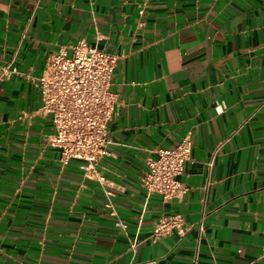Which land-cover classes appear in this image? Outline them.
Masks as SVG:
<instances>
[{"label":"crops","instance_id":"crops-1","mask_svg":"<svg viewBox=\"0 0 264 264\" xmlns=\"http://www.w3.org/2000/svg\"><path fill=\"white\" fill-rule=\"evenodd\" d=\"M81 40L121 56L97 178L62 165L23 75ZM189 134L188 192L147 194L148 158ZM176 213L187 233L153 243ZM263 246L264 0H0V264H264Z\"/></svg>","mask_w":264,"mask_h":264},{"label":"built area","instance_id":"built-area-1","mask_svg":"<svg viewBox=\"0 0 264 264\" xmlns=\"http://www.w3.org/2000/svg\"><path fill=\"white\" fill-rule=\"evenodd\" d=\"M120 58L81 40L72 47L71 56L63 50L52 56L41 76L23 74L40 90L41 112L52 120L54 133L47 137L48 145L59 150L62 165H68L72 160L82 162L86 176L97 178L100 160L109 154L112 140L108 123L117 104V94L110 86ZM1 70V80L12 73L22 75L8 67ZM192 151L190 134L173 148L155 150V156L148 158L147 170L140 178L141 188L149 195H159L164 201L182 198L189 189L178 177L185 164L191 161ZM209 165L212 166V161ZM99 180L104 178L99 177ZM117 226L127 227L121 221ZM188 230L182 214H166L154 227L152 242L157 243L174 231L184 236Z\"/></svg>","mask_w":264,"mask_h":264}]
</instances>
